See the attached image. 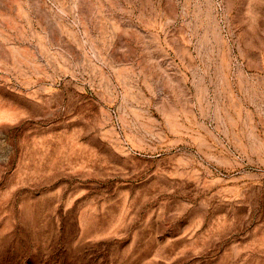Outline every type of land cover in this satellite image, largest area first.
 Instances as JSON below:
<instances>
[{"label":"rangeland","instance_id":"374dc122","mask_svg":"<svg viewBox=\"0 0 264 264\" xmlns=\"http://www.w3.org/2000/svg\"><path fill=\"white\" fill-rule=\"evenodd\" d=\"M0 264H264V0H0Z\"/></svg>","mask_w":264,"mask_h":264}]
</instances>
